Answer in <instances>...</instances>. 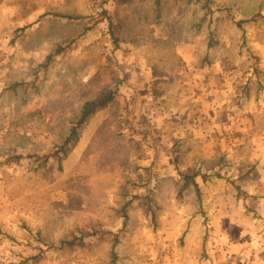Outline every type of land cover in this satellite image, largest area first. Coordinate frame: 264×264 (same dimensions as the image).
Listing matches in <instances>:
<instances>
[{
  "label": "rangeland",
  "instance_id": "1",
  "mask_svg": "<svg viewBox=\"0 0 264 264\" xmlns=\"http://www.w3.org/2000/svg\"><path fill=\"white\" fill-rule=\"evenodd\" d=\"M251 261L264 0H0V264Z\"/></svg>",
  "mask_w": 264,
  "mask_h": 264
},
{
  "label": "trees",
  "instance_id": "2",
  "mask_svg": "<svg viewBox=\"0 0 264 264\" xmlns=\"http://www.w3.org/2000/svg\"><path fill=\"white\" fill-rule=\"evenodd\" d=\"M114 100V94L103 93L101 96L95 100L88 101L84 104L83 109L80 113L79 118L74 122L71 128L67 143L73 140L77 135V132L82 126L98 111L105 109Z\"/></svg>",
  "mask_w": 264,
  "mask_h": 264
},
{
  "label": "crops",
  "instance_id": "3",
  "mask_svg": "<svg viewBox=\"0 0 264 264\" xmlns=\"http://www.w3.org/2000/svg\"><path fill=\"white\" fill-rule=\"evenodd\" d=\"M246 264V263H245ZM248 264H258L257 262H255V261H251V263H248Z\"/></svg>",
  "mask_w": 264,
  "mask_h": 264
}]
</instances>
